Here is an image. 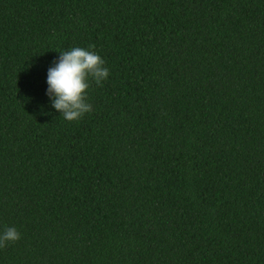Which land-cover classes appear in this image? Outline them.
<instances>
[{"label":"trees","instance_id":"trees-1","mask_svg":"<svg viewBox=\"0 0 264 264\" xmlns=\"http://www.w3.org/2000/svg\"><path fill=\"white\" fill-rule=\"evenodd\" d=\"M93 46L90 113L51 108ZM0 264H264V0H0Z\"/></svg>","mask_w":264,"mask_h":264},{"label":"clouds","instance_id":"clouds-1","mask_svg":"<svg viewBox=\"0 0 264 264\" xmlns=\"http://www.w3.org/2000/svg\"><path fill=\"white\" fill-rule=\"evenodd\" d=\"M93 46H74L58 52V58L53 61L46 73V92L51 102V108L66 121L81 119L90 113L92 105L88 101L90 81L101 85L109 76L105 60ZM20 233L15 226L0 230V247L6 243L15 242Z\"/></svg>","mask_w":264,"mask_h":264}]
</instances>
